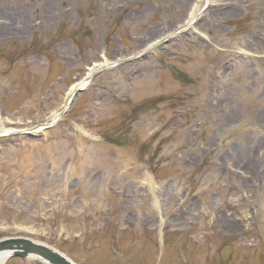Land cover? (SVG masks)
<instances>
[{
	"label": "rangeland",
	"instance_id": "374dc122",
	"mask_svg": "<svg viewBox=\"0 0 264 264\" xmlns=\"http://www.w3.org/2000/svg\"><path fill=\"white\" fill-rule=\"evenodd\" d=\"M16 236L74 264H264V0H0Z\"/></svg>",
	"mask_w": 264,
	"mask_h": 264
},
{
	"label": "water",
	"instance_id": "95a60500",
	"mask_svg": "<svg viewBox=\"0 0 264 264\" xmlns=\"http://www.w3.org/2000/svg\"><path fill=\"white\" fill-rule=\"evenodd\" d=\"M5 255L20 259L34 256L44 264H73L59 252L21 237L0 239V256Z\"/></svg>",
	"mask_w": 264,
	"mask_h": 264
},
{
	"label": "bare ground",
	"instance_id": "6f19581e",
	"mask_svg": "<svg viewBox=\"0 0 264 264\" xmlns=\"http://www.w3.org/2000/svg\"><path fill=\"white\" fill-rule=\"evenodd\" d=\"M93 73H94V69H90L88 71L87 77L90 76ZM87 84H88V80H82V81H80L78 83H75L70 88V90L68 91V93L66 94L65 99H64L63 103L60 105V107L58 108V110L52 112V114L50 115V118H49L48 123H51L54 120L60 118V113L67 108L69 100L73 98V96L75 95V93L78 90L83 89L84 87H86ZM5 258H6V255L5 256H0V264H2L4 262ZM30 258L31 259H35V260L37 259L34 256H30Z\"/></svg>",
	"mask_w": 264,
	"mask_h": 264
}]
</instances>
